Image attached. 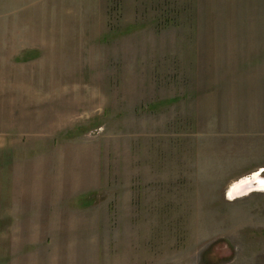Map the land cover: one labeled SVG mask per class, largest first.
<instances>
[{
    "label": "rangeland",
    "instance_id": "rangeland-1",
    "mask_svg": "<svg viewBox=\"0 0 264 264\" xmlns=\"http://www.w3.org/2000/svg\"><path fill=\"white\" fill-rule=\"evenodd\" d=\"M230 5L0 0V41L19 22L40 34L21 60L61 74L53 105L94 144L79 137L48 171L53 185H94L95 208L58 229L94 247L90 264H264V191L228 197L264 179V128L245 119L251 105L232 110Z\"/></svg>",
    "mask_w": 264,
    "mask_h": 264
},
{
    "label": "crops",
    "instance_id": "crops-1",
    "mask_svg": "<svg viewBox=\"0 0 264 264\" xmlns=\"http://www.w3.org/2000/svg\"><path fill=\"white\" fill-rule=\"evenodd\" d=\"M230 4L232 110L251 105L254 112L249 108L245 119L264 128V0ZM8 33L7 40L0 41V264H90L94 247L78 246L77 236H63L58 229L64 231L67 222L77 220L74 214H89L95 208L88 200L94 185H53L48 171L54 161L62 166L63 159L72 158L79 137L94 144L85 136L69 135L78 120L60 117L53 105L63 93L61 74L47 72L45 56L21 60L22 51L45 46L40 34H32L21 22ZM240 182L251 180L241 178L230 189ZM55 193L60 198L55 199ZM228 197L236 199L235 194ZM79 198L86 203L75 208L73 200ZM48 217L55 223H48Z\"/></svg>",
    "mask_w": 264,
    "mask_h": 264
},
{
    "label": "bare ground",
    "instance_id": "bare-ground-1",
    "mask_svg": "<svg viewBox=\"0 0 264 264\" xmlns=\"http://www.w3.org/2000/svg\"><path fill=\"white\" fill-rule=\"evenodd\" d=\"M249 179L251 180V182H248L246 184L244 182H240V183L235 184L234 186H232V188L230 189L229 193L230 194H235L237 196V195H240L242 193L246 194V193H248V191H249V193L253 192V190L257 189V186H258V184L260 182L259 180L264 181V179L261 178L259 173L257 174L256 179H254L253 175ZM263 187H264V183H261V187L258 188V189L261 190Z\"/></svg>",
    "mask_w": 264,
    "mask_h": 264
}]
</instances>
